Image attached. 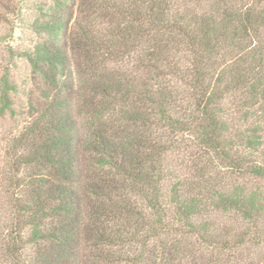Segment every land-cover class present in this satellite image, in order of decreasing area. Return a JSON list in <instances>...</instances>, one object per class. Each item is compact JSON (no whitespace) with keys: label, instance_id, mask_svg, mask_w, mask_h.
Listing matches in <instances>:
<instances>
[{"label":"trees","instance_id":"trees-1","mask_svg":"<svg viewBox=\"0 0 264 264\" xmlns=\"http://www.w3.org/2000/svg\"><path fill=\"white\" fill-rule=\"evenodd\" d=\"M27 23L0 264H264V0H39Z\"/></svg>","mask_w":264,"mask_h":264},{"label":"rangeland","instance_id":"rangeland-1","mask_svg":"<svg viewBox=\"0 0 264 264\" xmlns=\"http://www.w3.org/2000/svg\"><path fill=\"white\" fill-rule=\"evenodd\" d=\"M39 0H25L24 3L15 4V13H10L7 9L0 5V17L4 14L8 23H5V19H0V31L6 34L7 39L4 43L0 44V74L2 66L6 63L5 58L7 56V48L9 45L16 50H23L31 48L38 40V36L28 26V20L35 14V2ZM11 4V3H10ZM14 5V4H13ZM19 11V14H18ZM15 66L11 67V77L14 82L26 87L25 91L19 90V92L13 95V99L16 104L15 107L17 117L10 118L8 115L0 117V158L7 148L9 149L10 141L17 136L18 132L28 124L29 117L32 114V110L29 107L28 96L23 92L28 93L32 90V86L28 81L29 68L27 64L19 59L14 60ZM26 84V85H25ZM33 91L32 98H35L37 94ZM1 202V199H0ZM264 249L262 250L263 253Z\"/></svg>","mask_w":264,"mask_h":264}]
</instances>
